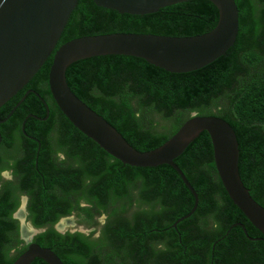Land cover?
<instances>
[{
    "label": "trees",
    "instance_id": "1",
    "mask_svg": "<svg viewBox=\"0 0 264 264\" xmlns=\"http://www.w3.org/2000/svg\"><path fill=\"white\" fill-rule=\"evenodd\" d=\"M234 1L239 15L234 45L199 70L170 74L138 58L104 56L69 66L66 82L78 99L140 152L162 145L193 113L223 119L236 135L240 178L251 197L264 207V0ZM217 16L216 8L204 0L172 5L144 16L121 15L98 8L91 0H78L57 47L75 38L112 33L195 36L213 29ZM52 57L31 85L45 100L50 93L43 82ZM24 95L21 92L1 109L0 120ZM50 101L55 105L52 98ZM33 107L38 108L35 113L39 118L46 116L45 104L29 93L0 124V134L10 138L7 142L4 139L0 151H25L21 159L13 156L11 165L0 164V171L8 168L14 174L13 180L4 181L0 187V264H12L27 247L19 237V223L12 217L21 195L28 198L30 223L36 228L46 227L34 242L51 249L63 264H207L206 249L211 247L203 246L202 258L194 256L189 247L184 248L190 237L177 234V228L196 224L199 211L200 232H207V221L228 226L239 218L248 223L223 189L206 132L174 160L196 192L198 204L194 214L173 227L178 218L190 212L194 198L171 167L121 164L75 129L56 105L53 109L49 105L48 119L40 127L41 120L34 116L23 124ZM34 124L35 134L31 131ZM25 133L41 139L46 151H40L50 157L47 166H35L37 146L22 149ZM49 151L64 152L74 166L59 165ZM73 212L83 224L99 226L100 237L93 241L90 237L94 232L89 236L57 233L53 225ZM101 215H106L102 226L95 221ZM234 232L237 245L222 253L215 250L214 260L221 264H263L264 244L261 249H252L239 228ZM229 241H233L231 237ZM31 264L46 263L35 259Z\"/></svg>",
    "mask_w": 264,
    "mask_h": 264
},
{
    "label": "water",
    "instance_id": "2",
    "mask_svg": "<svg viewBox=\"0 0 264 264\" xmlns=\"http://www.w3.org/2000/svg\"><path fill=\"white\" fill-rule=\"evenodd\" d=\"M91 1L98 8L121 15L144 16L157 13L165 7L197 0ZM204 1L216 8L218 16L214 28L203 34L172 37L112 33L75 38L57 47L78 0H0V108L23 89L53 54L47 74L48 90L55 105L72 126L123 165L136 168H156L162 165L171 167L192 194L194 206L189 213L178 218L173 227L188 219L198 204L196 192L174 160L201 133L206 132L212 146L214 167L227 197L261 233L264 242V207L251 197L240 178L238 142L226 121L215 116H198L193 113L162 145L140 152L78 99L66 82L69 66L94 57L138 58L170 74L190 73L213 63L234 45L239 15L234 0ZM29 92L42 100L36 92ZM23 100L24 97L2 122L13 114ZM24 207L23 200L19 211ZM20 222L23 225L24 218ZM32 237L26 241V249L12 264H31L35 259L46 264H63L51 249L30 243Z\"/></svg>",
    "mask_w": 264,
    "mask_h": 264
},
{
    "label": "flooded vegetation",
    "instance_id": "3",
    "mask_svg": "<svg viewBox=\"0 0 264 264\" xmlns=\"http://www.w3.org/2000/svg\"><path fill=\"white\" fill-rule=\"evenodd\" d=\"M53 56V54H52ZM37 75L38 73H36V75L23 87L22 90H20L13 98H11L6 104H9V102H12L13 99L15 97H17L21 92H24V96L21 97V99L24 97L25 99V96L31 92L29 91H34L36 92L32 87L31 85H33L35 82V80H37ZM42 84V83H41ZM46 84V85H45ZM43 86L46 87L48 93H49V90H48V84H47V79L43 82ZM37 93V92H36ZM38 94V93H37ZM41 98V97H40ZM21 99L19 100V102L21 101ZM42 100H40L41 102H43V104H45V113H46V116L41 119L39 118V116H37V114L35 113V109H38V108H35L33 107L32 110H30L31 112L30 113H27L26 114V118L25 120L23 121V124H25L26 120L30 119V117L34 116L35 119H38V120H41V121H38V125L39 127L41 126V123L42 122H45L47 119H48V116H49V113H50V106H52V109H53V103H51V101L49 102V100L51 99L50 97V94H48V98L45 100L43 98H41ZM24 101V100H23ZM22 101V102H23ZM21 102V103H22ZM20 103V105H21ZM5 104V105H6ZM18 104V103H17ZM16 104V105H17ZM3 105L1 108H0V111L1 109L5 106ZM15 105V106H16ZM19 105V106H20ZM14 106V107H15ZM25 107V106H24ZM28 107V106H27ZM17 108V107H16ZM26 108V107H25ZM48 112V113H47ZM4 122H2V120H0V124H2ZM22 124V125H23ZM34 134L36 133L37 131V126L34 124V128L31 130ZM27 135V138L25 139V141L23 142V145H22V149H26L28 146H37V151L34 155V158H35V166H37L38 164H42V165H48V163L50 162V157H45V151L46 149L43 147V143L40 141L41 139L35 137V135H30L28 133H25ZM47 136L49 135H45L44 138H47ZM43 138V139H44ZM4 139L7 141H9V137H4L3 135L0 134V146L3 147V142H4ZM4 148L6 149V145L4 143ZM41 149H44L45 151L44 152H41L40 150ZM25 151H21V152H17V150L11 152V151H6V150H1L0 151V164H3L4 165H11L13 163V156L17 157L18 159H21L25 156ZM49 156H51L52 154L54 156H56L57 158V163L59 165H63V166H69L70 164H72L74 166V164L67 160L66 158V155L64 152L62 151H58L57 153H52L49 151ZM52 155V156H53ZM42 157H44V160L41 162L39 159ZM61 162V163H60ZM59 169L63 170L64 168L62 166H59ZM66 169V168H65ZM64 171V170H63ZM57 177H59V175H57ZM70 177V176H69ZM14 179V174H13V170L11 169H3L0 171V187H1V184L4 182V181H10V180H13ZM58 180V179H57ZM23 200L25 201V207L24 209L20 212L19 209L21 207V204L23 202ZM19 201H20V206L19 208L12 214V217L13 219H16L19 223V237L20 239L23 241V244L27 246V243H26V240H25V237L23 235V228H27L31 231V234H35L30 243H35L34 242V238L41 234L42 232H44L46 230V227L45 228H36L34 227L30 221L28 220V212H27V202H28V198L25 196V195H21L19 197ZM258 204H260L261 206H263L259 201L255 200ZM80 206H84V204L82 202H80ZM76 213H72L71 215L69 216H66V217H61L54 225H53V229L57 232V233H60L61 235L65 234V233H82L83 235L85 236H89V233L91 232H94V234L90 237L91 239L90 240H96L100 237V234H99V229L100 227H92L91 228V231L88 232V230H84L86 232H81V231H78V227H79V218L80 217H74V218H71V216H75ZM194 214V213H193ZM196 216L200 215L198 217V220H196V224H193V225H190V224H184V226H179L177 229V234L179 235H184V236H188L190 237L191 241L190 243L188 244V246H185L184 248H190L194 254V256L196 255H199L200 258H202V256H200V254L202 253V251L204 250V247L203 246H209L211 247V249H206V251L208 252V260H210L208 263L209 264H221L220 262L217 263V261L214 260L216 256V251L217 252H220L222 253L223 251L225 250H228V248L233 249L231 248L232 246L234 245H237V240H239L237 238V232H234V229L235 228H239L241 234L243 236H247L248 237V243H247V246L248 244L251 245L250 248L252 249H261L262 246L264 244L263 242V236L261 235V233L257 230V232H255L253 229H255L248 221V223L246 222H243L241 220H238L239 218L236 219V221H234L233 223H231L230 225L228 226H224L222 224H218L216 223L215 221H210L208 223L207 221V226H206V231L207 232H200L198 231V227L199 226V221H201L200 219L202 218L201 217V214H202V211H199L198 213L196 212ZM21 216V217H20ZM104 217V223L106 221V215H101ZM101 216H98L95 221L99 223V218ZM201 217V218H200ZM24 218V226L22 225V223L20 222V219ZM246 219V218H245ZM66 222V220H69L70 222L74 220L75 223H73L72 225H66L65 223L62 224L63 221ZM247 220V219H246ZM61 222V223H60ZM60 223V224H59ZM180 223V222H179ZM178 223V224H179ZM100 224V223H99ZM61 225H63L62 227H60ZM76 226L77 228H70L72 226ZM101 225V224H100ZM104 225V224H103ZM177 227V225H176ZM253 228V229H252ZM71 229H74V231H72ZM256 230V229H255ZM99 231V232H98ZM95 233L99 234L97 237H94ZM30 234V236H31ZM200 234V235H198ZM257 234H260L257 235ZM29 236V234H28ZM29 236V237H30ZM233 240L231 243L230 241L228 242V240L230 239ZM246 238V237H244ZM246 241V240H245ZM236 242V243H234ZM261 243V244H260ZM229 245V246H227ZM257 245V246H256ZM81 246V244H80ZM217 248V249H216ZM215 251V252H214ZM258 251V250H257ZM14 251H11V253H13ZM219 261V259H218ZM207 263V264H208Z\"/></svg>",
    "mask_w": 264,
    "mask_h": 264
},
{
    "label": "rangeland",
    "instance_id": "4",
    "mask_svg": "<svg viewBox=\"0 0 264 264\" xmlns=\"http://www.w3.org/2000/svg\"><path fill=\"white\" fill-rule=\"evenodd\" d=\"M20 217H21V216H20ZM74 217H77L76 214H75V216H71V218H74ZM22 219H23V218H22ZM98 221H99V223H100L101 226H102V225L104 224V217L101 216V217L99 218ZM71 222L75 223L74 220L71 221ZM71 222H70L69 220H66V222L63 221L62 224L65 223L66 225H68V224H69V225H72L73 223H71ZM78 222L80 223L78 228H77L75 225L72 226V227H70V228H73V227H74V228H77L78 231H81V232H86V231H84V230H88V232L91 231V228H92L93 226H92V225L88 226L87 223H84V224H83V223H82V219H81V217L79 218V221H78ZM60 223H61V222H60ZM60 223H59V224H60ZM62 226H63V225H61L60 227H62ZM25 230H28L29 233L31 234V231H30L29 229H27V228L24 227V228H23V235L25 234V233H24ZM71 230L74 231V229H71ZM98 232H99V231H98ZM30 234H29V235H30ZM98 235H99V234L95 233L94 237H97ZM28 237H29V236H28ZM28 237H26V238H28ZM31 237H32V234H31L30 238H31ZM30 238H29V239H30Z\"/></svg>",
    "mask_w": 264,
    "mask_h": 264
},
{
    "label": "bare ground",
    "instance_id": "5",
    "mask_svg": "<svg viewBox=\"0 0 264 264\" xmlns=\"http://www.w3.org/2000/svg\"><path fill=\"white\" fill-rule=\"evenodd\" d=\"M20 212H21V211H20ZM24 233H25V234H24L25 240L28 241L29 238H30V237H28V234H30V233H29L28 230H25ZM29 236H30V235H29ZM26 237H28V238H26Z\"/></svg>",
    "mask_w": 264,
    "mask_h": 264
}]
</instances>
